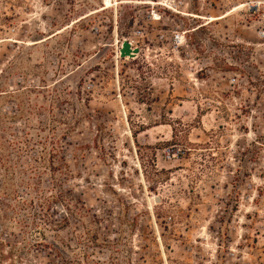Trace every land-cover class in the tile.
Wrapping results in <instances>:
<instances>
[{
    "label": "rangeland",
    "instance_id": "obj_1",
    "mask_svg": "<svg viewBox=\"0 0 264 264\" xmlns=\"http://www.w3.org/2000/svg\"><path fill=\"white\" fill-rule=\"evenodd\" d=\"M256 1L0 0V264H264Z\"/></svg>",
    "mask_w": 264,
    "mask_h": 264
},
{
    "label": "water",
    "instance_id": "obj_2",
    "mask_svg": "<svg viewBox=\"0 0 264 264\" xmlns=\"http://www.w3.org/2000/svg\"><path fill=\"white\" fill-rule=\"evenodd\" d=\"M140 53V48L139 47H134L133 43L129 39H125L122 42L121 48H120V55L122 58L125 57H130V58H135L139 55ZM156 200L159 201L160 198L157 196Z\"/></svg>",
    "mask_w": 264,
    "mask_h": 264
},
{
    "label": "built area",
    "instance_id": "obj_3",
    "mask_svg": "<svg viewBox=\"0 0 264 264\" xmlns=\"http://www.w3.org/2000/svg\"><path fill=\"white\" fill-rule=\"evenodd\" d=\"M254 6L258 7V8H263L264 9V0H257L256 3L254 4ZM258 36L260 37V39L262 40V46L264 47V20L263 22L260 24L259 26V30H258ZM182 36L180 34L176 35V40L181 41ZM130 40V39H129ZM131 41V40H130ZM133 43V41H131ZM134 46V45H133ZM264 55V53H263Z\"/></svg>",
    "mask_w": 264,
    "mask_h": 264
},
{
    "label": "bare ground",
    "instance_id": "obj_4",
    "mask_svg": "<svg viewBox=\"0 0 264 264\" xmlns=\"http://www.w3.org/2000/svg\"><path fill=\"white\" fill-rule=\"evenodd\" d=\"M105 2H106V4L108 5V6H110L111 5V3H112V0H105ZM107 6V7H108ZM226 16V14L225 15H222V16H220V17H210V21H214V20H218V19H221V18H223V17H225ZM120 48H121V46H120ZM120 48H119V55H120ZM128 59H130V57H127ZM132 59V58H131ZM159 197V196H158Z\"/></svg>",
    "mask_w": 264,
    "mask_h": 264
}]
</instances>
